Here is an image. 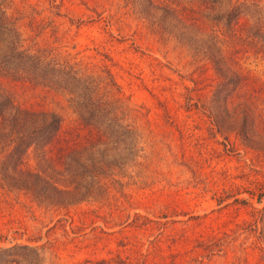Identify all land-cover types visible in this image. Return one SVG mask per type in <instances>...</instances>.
Returning a JSON list of instances; mask_svg holds the SVG:
<instances>
[{
  "label": "rangeland",
  "instance_id": "obj_1",
  "mask_svg": "<svg viewBox=\"0 0 264 264\" xmlns=\"http://www.w3.org/2000/svg\"><path fill=\"white\" fill-rule=\"evenodd\" d=\"M1 1L23 47L96 79L112 74L116 85L100 91L130 127L132 150L118 149L102 186L66 205L1 182L0 246L34 247L39 264H264V213L253 225L264 194L248 192L264 184V154L232 132L224 139L207 115L218 81L208 41L156 27L136 0ZM256 7L264 17V0ZM14 92L63 124L74 118L63 94ZM26 159L37 167L32 151Z\"/></svg>",
  "mask_w": 264,
  "mask_h": 264
},
{
  "label": "trees",
  "instance_id": "obj_2",
  "mask_svg": "<svg viewBox=\"0 0 264 264\" xmlns=\"http://www.w3.org/2000/svg\"><path fill=\"white\" fill-rule=\"evenodd\" d=\"M136 1L156 27L177 28L208 41L218 81L207 115L224 139L226 131L232 132L264 154V17L256 0ZM248 59L261 64V70L247 68ZM105 84L116 85L109 71L96 79L50 51L23 47L0 0V183L56 205L82 199L102 186L100 179L118 166L110 160L116 151L132 150L130 127L100 91ZM18 85L63 94L74 113L72 122L63 124L55 112L19 102L14 92ZM31 151L37 167L27 164ZM253 186L250 197L260 202L264 184ZM263 210L254 209L259 212L254 227ZM39 259L27 244L0 246V264H39Z\"/></svg>",
  "mask_w": 264,
  "mask_h": 264
}]
</instances>
